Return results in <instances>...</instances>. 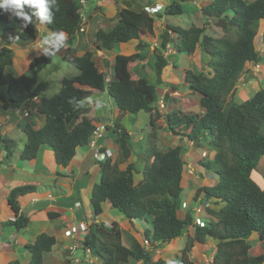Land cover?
<instances>
[{
    "label": "trees",
    "instance_id": "trees-1",
    "mask_svg": "<svg viewBox=\"0 0 264 264\" xmlns=\"http://www.w3.org/2000/svg\"><path fill=\"white\" fill-rule=\"evenodd\" d=\"M98 1L49 0L52 23L43 21L51 34L45 44L48 51L34 57L28 68L50 63L66 46L64 57L78 69L76 75L63 77L59 90L51 96H45L43 91L47 83L36 75L15 76L6 70L13 64L14 50L10 44H30L37 38V32L30 24L21 28L20 19L0 11V108L6 111L19 107L35 96L39 98L36 112L43 116L40 127H35L32 119L20 126L26 141L19 158L34 160L40 147L45 145L53 150L56 164L67 167L76 149L86 146L97 128L90 120L77 122V116L83 113L91 89L106 91L114 103L111 136L118 146V156L115 160L106 157L97 163L99 179L93 184L89 197L93 220L80 241L82 248H88L99 260L98 264H132L133 261L140 264H199L189 257V253L193 246L202 247L211 238L217 243L212 264H264V251L252 254L249 241L256 234L264 246V188L251 177L264 156V87L244 102L229 98L242 74L247 72V80L252 76L246 70V64L262 59L254 47V38L259 23H264V0H210L200 5L204 18L223 30L220 37L206 34L204 27L183 28L164 23L159 34V47L152 51L150 68L155 72L154 79L150 78L149 72L137 78L128 76L130 65L147 58L144 51L147 43L141 34L153 33L156 18L182 14L180 3L191 0H172L157 17L145 8L124 6L118 10L113 26L96 29L94 50L75 56L74 40L84 19L83 3ZM24 10L30 14L35 12L27 7ZM32 19L40 21L35 15ZM60 32L66 36L63 41L57 39ZM173 37L177 39L175 51L179 54L193 53L200 45L209 56L205 68L183 69L187 88L199 95L200 113L175 110L162 113L160 110L157 89L164 85L162 73L169 64L164 52ZM134 40L137 43L132 54L117 52L113 56V73L107 82L105 73L96 66L94 53L98 50L110 52L121 43ZM173 67L177 65L173 64ZM177 89L176 85L170 84L163 100L168 101L169 92ZM141 111L149 114L153 129L156 121L163 117L172 134L184 136L192 143L205 137L207 147L215 152L211 161L204 160L201 165L207 172L216 173L217 181L210 186L197 187L193 195L194 201L204 199L211 203L212 207L204 208L212 219L205 220L203 225L194 223L192 212H186L184 217L177 213L186 165V149L182 144L164 149L155 145L146 147L147 163L142 171L135 162L128 161L131 137L120 122L121 116ZM150 136L155 137L154 130ZM0 145L10 156L16 144L0 132ZM121 164L125 165L120 167ZM138 173L143 177L136 183L134 174ZM36 190L33 184L11 188L7 202L15 218L4 222V226H13L18 231L29 225V216L21 210L18 198ZM106 200L131 223L133 220L150 221L152 229L145 230L143 236L152 241L153 247L181 237L190 226L194 228L193 235L186 236L180 254L170 260L161 257L152 260L150 250L141 244L140 238L116 221L109 223L99 219L103 212L101 204ZM47 216L52 219L59 214L49 211ZM55 242L53 235L37 234L32 243L25 245L29 253V261L25 264H44V255L51 251ZM6 264H20V261L15 259Z\"/></svg>",
    "mask_w": 264,
    "mask_h": 264
},
{
    "label": "rangeland",
    "instance_id": "rangeland-1",
    "mask_svg": "<svg viewBox=\"0 0 264 264\" xmlns=\"http://www.w3.org/2000/svg\"><path fill=\"white\" fill-rule=\"evenodd\" d=\"M145 1L146 0H101L96 3L91 2V4L88 2H84L83 3V10L85 15L84 23H83L84 31L79 32L76 36L77 39L74 42V46L76 47L77 52L75 53V56L82 55L86 50H90V51L94 50L95 30L99 27L106 28L113 26L117 19V12L120 8L128 4L127 6H131L135 9H139L141 8L140 3H142L143 8L145 9L150 8L151 4L150 3L147 4ZM152 1L154 0H150V2ZM171 1L172 0H162L160 5L161 6L166 5ZM203 1L205 0H195V1L191 0V1L182 2L180 3L184 11L182 14L168 15L164 19H161L160 21H158L159 19L156 18L154 25L157 28H160V30L157 32L158 35L156 36L159 37V34L162 30V25H164V23H170L173 25L181 26L183 28H189L191 25H197L199 27H204L206 34H210L215 37H220L222 34H224L223 30L217 25H215L213 22L211 23L209 22V20L205 19L203 14L201 13L200 5L204 4ZM247 1H252V0H247ZM13 11L14 10H8L7 15L9 17H15L13 16ZM160 12H162V10H160L158 13ZM158 13L153 14V16L157 17ZM208 23L211 25L207 26ZM30 25L36 30L37 38L34 41H32L30 44L28 43L27 45H22L19 42L10 44V47L13 48L14 50L13 64L11 67H9V69L6 70L12 72L15 76L23 73L27 75H36L39 80L47 83V87L43 91L45 96H51L59 90L62 78L76 75L78 73V69L74 65H72L71 62H69L68 58L64 57V53L66 51L65 47L62 50H60L59 53L53 56V59L50 63L48 64L43 63L36 66L33 69H29L28 65L33 60V58L42 55L46 52L45 44L48 42L49 39H51L47 26L36 20H33V23H31ZM263 25H264L263 22L259 23L258 32L254 38V47L261 54L262 59L258 63L250 62L246 64L245 68L251 73L252 76L249 78V80H247L246 79L247 72L242 74L238 83L235 86L236 91L234 92L233 96L231 95V93L229 96L230 99H234L237 102H244L254 92L264 87V35H263L264 27ZM141 35H143L141 36V38L147 43V47H145L144 50L146 52L147 58L135 63L136 65L132 64L128 67V76L130 78H137L136 76H141L142 74L140 69H142V71L144 72H147V70L152 65V51L155 47H159L160 44L159 38H157L156 36L150 33H144ZM173 38L174 39H172L171 44L168 45V48L171 49L164 52V56L166 57L169 63L163 69V73H162L164 80V87L163 85L158 87L157 92H158V96L162 97L166 87H170V84L176 85L178 89L177 91L173 92V97H170L168 101L165 100L163 102V106L160 107V110L162 113L171 112V110H175L176 112L180 111L181 113L188 111L189 112L196 111L197 113H200L201 109L199 108L198 105L199 95L198 93L191 91L187 88L186 83L184 82L183 79V68L187 67L191 69H203L206 67L205 63L209 60V56L201 50L200 45H197L193 53L179 54L177 51H175V48L172 47L177 42V39L175 37ZM64 39H65V35H64ZM134 43L136 45L137 40H135ZM133 45L134 44L133 43L131 44L130 42L121 43L118 48H115V50H117L118 53L123 51V55L132 54L135 51L134 50L135 45L134 46ZM121 49L122 51H120ZM115 50H113V52ZM113 52H109V53H105L104 51L95 52L93 57L95 59L96 66L99 68L100 71H105V69L107 68L105 62H107V66L110 65V63H112ZM173 64H176L178 68L177 67L174 68ZM152 78L154 79V76ZM35 99L38 100L39 98L34 96L32 99H29L27 103H25V108L30 113L29 117H24V118L23 116L19 117V114H22L21 108H15L12 110L8 109L6 111L0 108V123H2L0 130L6 133L5 134L6 137L13 139L16 143V146L19 148H22L25 139V134L20 131V126L26 124L37 114L36 104L38 101H35ZM112 102L113 100L108 96L107 93H102L101 91L95 92V89H91V94L89 98H87L86 100L87 104L85 106V107L88 106V109L84 110L82 114H79L76 118V121L77 122L86 121V120L96 121V122L100 121L101 123L105 124L108 118L112 120L114 117V112H113L114 104H112ZM8 122H11V124H8ZM120 122L127 130L131 131L132 143L130 141V146L132 147V152H134L133 149L135 150L134 153L139 151V148L144 149L143 146L148 147L151 145H155L157 148L164 149L167 146H173L177 144V142H180L183 145L186 144V152L184 154L186 165L183 176V191L181 193L180 208L177 211V213L179 217H184L186 212L188 211L192 212L194 216L193 221L195 223H198L196 222L197 217L199 221L203 223L205 220H211L212 216H210L204 209V207L207 205H209V207H212L210 202H207L204 199L200 200V202L204 206L203 210H201V212H197L198 214H196L193 210L199 200L198 199L196 201H193V195L195 189L199 186L213 185L218 179V175L216 173L212 171L207 172L204 166L201 165L202 161H204L205 159L208 160L209 158L211 159V157H213V153L210 151V149L205 147L208 146L207 138L204 137L200 139L198 142H194V143L188 141L187 138L184 136H181V138L176 139L173 136L174 134H172L166 128L163 117L156 121L155 123L156 126L153 129V127L149 125V114L143 111L137 114H126L124 116H121ZM7 127H9L10 129H8ZM99 129L103 131V127H100ZM6 130L8 132H6ZM153 130L155 132V137L150 136V133ZM179 131L184 132V130L182 129H179ZM185 132L187 133L188 131L186 130ZM139 138L140 139L143 138L142 140H140L141 142L136 141ZM109 143L110 140L107 141V144ZM112 144L114 145V142ZM21 150L20 151L18 150V152L15 149L12 150L13 152H11V155L8 157L11 165L16 167V165H20L22 163L23 160L18 158L17 156L21 152ZM141 155L143 154L140 153V157ZM5 159H6V155H5ZM144 164L145 162L141 160L140 163H138L137 165L138 169L142 170ZM3 165L5 164L2 163L1 166ZM95 166L98 167L97 165ZM11 170L12 169H9V172H11ZM94 171L97 172V176L94 181L96 183L98 182L99 179V171L97 170ZM91 173L92 174H89L88 171V178L89 177L92 178V176L95 175L93 174V171ZM9 174L13 175L14 173H9ZM251 175L252 178L256 181V183L261 188H264V156L260 159L257 168L252 172ZM27 177L26 175H23L22 172H18V171H16V173L13 176V178H17L15 182H20L24 180L27 181L28 180ZM140 177H141L140 174H136L135 181H138ZM64 185L68 187L66 183ZM107 203L108 206H105V204L102 203L103 212L99 217L100 220L109 223H111L112 221H116L123 229L129 230L132 234L136 235L140 239L143 238V232L145 230L148 229L151 231L152 227L150 221L142 220L141 222V220H135L132 224L129 222V220L126 217L123 216V214H121L117 209L113 208L110 202L107 201ZM58 205L57 207H61V209L64 207ZM84 208L87 210L88 214L84 217L81 216L80 218H82L85 221H88L91 218V212H92L89 201L86 202ZM67 209L68 207L66 206V208L62 210V212ZM6 210H7V206L5 205V203L4 202L0 203V213H2L1 216L6 215ZM65 219H67V217H65ZM138 221H140L141 223H138ZM62 223H63L62 219H55V218L51 219L47 217V215L45 214V217H42V219L39 220L38 222H33V225L29 226L27 229L18 230L21 232L17 233V231H15L16 229L13 226L10 227L6 226L4 227L3 231H4V235L6 234L8 235L12 233L15 238L17 236H21L27 241H32L34 239V235H33L34 233L40 230L45 231V228L48 225L54 224L56 226H61ZM134 223L136 224V228L138 230H136ZM74 224H76V222H74ZM193 231L194 228L190 226L187 230L183 232L182 237L175 239L172 243H160L159 245L149 249L151 252L152 260H156L159 257L166 260H170L175 254H180V250L185 244L186 236L187 235H188L187 237L192 236ZM7 235L4 236L3 240H5V238L8 239ZM250 244H251L252 254L257 255L264 251V246L256 234L252 235V237L250 238ZM216 245L217 243L215 240L208 238L204 246L202 247L193 246L189 253V257L193 261L199 264H212ZM2 246L3 243H1V247ZM6 246L7 247L4 248V250L0 254V264H6L9 261L15 260L12 259L15 257L18 258L17 260L20 261V264H25L29 261V260L25 261L23 255L21 254L24 251L23 247L20 248L19 246H17L14 248L8 245ZM147 246L149 245L147 244ZM57 248L58 247L55 244L52 246L51 252L49 254L47 253L44 255L43 263L73 264L68 262L67 260H64L63 254L61 253L59 255L60 250L58 251ZM69 254H66L65 256L68 257ZM77 254L78 255L80 254V249H77ZM79 264H84V262ZM89 264H93V263L90 262Z\"/></svg>",
    "mask_w": 264,
    "mask_h": 264
},
{
    "label": "crops",
    "instance_id": "crops-1",
    "mask_svg": "<svg viewBox=\"0 0 264 264\" xmlns=\"http://www.w3.org/2000/svg\"><path fill=\"white\" fill-rule=\"evenodd\" d=\"M207 1H210V0H205L203 2L205 3ZM145 2L147 4L150 3L151 5H154L156 3L160 4L162 2V0H156V1L154 0L152 2H150V0H146ZM140 7L143 8L142 3H140ZM165 17L166 16L161 17L158 21H160L161 19H164ZM209 22H211V21L209 20ZM209 25H211V24L208 23L207 26H209ZM195 26H197V25H195ZM159 30H160V28H157L154 25L152 35H154V36L158 35L157 32ZM141 36H143V35H141ZM156 37L159 38L158 36H156ZM172 39H174V38H172ZM172 39H171V42H172ZM134 42H135V40L131 41L130 43L131 44L133 43L135 45ZM171 42H170V44H171ZM172 47L175 48V44ZM170 49H168V50H170ZM168 50H166V51H168ZM120 51H122V49ZM116 52H117V50H115L113 52L114 53L113 55H115ZM120 53L123 54V51ZM125 55H129V54H125ZM134 65H136V64H134ZM112 66H113V63H110V65H108V66L106 65L107 68L105 69V73L107 74L108 77H110L112 75V71H113ZM184 68H187V67H184ZM140 70H141L142 75L144 73H146V72L142 71V69H140ZM150 71H151V68H149L147 70V72H150ZM136 77H138V76H136ZM165 79H167V78H165ZM163 87H164V85H163ZM167 91H168V87H166V89H165V92H167ZM175 91H177V90H175ZM175 91L169 92V98L173 97V92H175ZM95 92H97V90H95ZM102 93H105V92L102 91ZM164 93H163V95H164ZM163 95H162V97H163ZM162 97L159 96V102L160 103H161ZM35 101H38V100L35 99ZM37 104H38V102H37ZM85 108H86L85 110H87L88 106ZM113 111H114V107H113ZM86 112H88V111H86ZM34 120L37 121V123H38V124H36L37 127H39L43 124L42 123V121H43L42 116L35 115ZM108 120L110 123L113 124V120H110L109 118H108ZM1 124L2 123H0V127H1ZM8 124H11V122H8ZM7 128L10 129L9 127H7ZM20 131L22 133H24L21 130V128H20ZM0 132L2 134H6L5 132H2L1 130H0ZM6 132H8V131L6 130ZM173 136L177 139L176 135H173ZM25 141H26V136H25L23 145H24ZM107 146L111 147V145H107ZM112 148H115V145H114V147L112 146ZM14 149L18 152V150L20 151L22 148L15 146ZM114 150H115V152H117V148ZM5 153H6L5 150L0 145V203L4 202L5 205L7 206L6 215L1 216L2 213H0V254L2 253L4 248L7 247L6 245L14 247V248L19 246L20 248L23 247L24 251L21 254L23 255V258L25 259V261H28L29 255H28L27 250L25 249V245L27 243L32 242L35 239V237L37 236V234H39L41 232H46V233L51 234L55 237V239H56L55 245L58 247L57 250L58 251L60 250L59 255L62 253L63 259L67 260L69 262V256L68 257L65 256L66 255L65 245L71 244L72 236H66V231L69 229L77 228V225L79 224V222L85 221L80 217L81 216L84 217L88 214L87 210L84 208V205L86 204V202L89 201L88 197L90 194V190H91V187H92V185L95 181V178L97 176V172H95L94 170L98 171V167H96L94 164V162H95L94 161V155L89 151L88 147H79V148H77L75 156L72 158L70 164L67 167L63 168V167L58 166L56 164V162L54 161L53 151L48 146L43 145L40 147L39 153H38V156L36 159L31 160V161H22V163L20 165H16V167H15V166L11 165L9 158L6 157V159H5V155H6ZM212 153L214 154L213 151H212ZM2 163H4L5 165L1 166ZM9 169H12L11 172H9ZM16 171L22 172V174L26 175V177L28 176L27 177L28 180L15 182L17 180V178H13V176L16 173ZM88 171H89V174H92L91 172L93 171V174H95V175H93L94 177L92 176V178L91 177L88 178ZM9 173H14V174L12 175ZM64 182L68 185V187H66L64 185L65 184ZM24 184H33L37 187L38 191L35 194L24 195V196L18 198L19 203L21 205V210H24L27 206H29L32 203V201H34L36 199H49L50 204L44 208H40V209L31 211L28 214L29 225L26 228H24L23 230H25L29 226L33 225V222H38L39 220H41L42 217H45V214L47 215V213L49 211L57 212L59 214V216H57L55 219H62L63 223L61 224V226H56L54 224L48 225L45 228V231L40 230V231L34 233L33 234L34 239L32 241H27L26 239L22 238L21 236H17L15 238L12 233H10L8 235L6 234L8 239L5 238V240H3L4 236H6V235H4V231H3L4 227H6V226H4V222L7 221L8 219L14 218L13 212L11 211L10 206L8 205V202H7V197H8L9 191L13 187H16L19 185H24ZM58 204H61V205H58ZM103 204H105V206H108L107 201L103 202ZM57 205L58 206H64V207L61 209V207H57ZM66 206L68 207V209L63 211L64 212L63 213L62 210H64L66 208ZM91 216H92V214H91ZM65 217H67V219H65ZM91 220L92 219L90 218L88 221H85V222L90 223ZM74 222H76V224H74ZM141 222L138 221V223H141ZM135 228H136V224H135ZM136 230H138V229L136 228ZM15 231H17V230H15ZM18 232H21V231H17V233ZM1 235H3V236H1ZM74 235L77 239L79 237L83 236V234L81 233L80 236L78 237V236H76L75 232H74ZM1 243H3L2 247H1ZM24 255H25V257H24ZM12 259H18V258L15 257ZM132 264H140V263L132 262Z\"/></svg>",
    "mask_w": 264,
    "mask_h": 264
},
{
    "label": "clouds",
    "instance_id": "clouds-1",
    "mask_svg": "<svg viewBox=\"0 0 264 264\" xmlns=\"http://www.w3.org/2000/svg\"><path fill=\"white\" fill-rule=\"evenodd\" d=\"M101 1V0H100ZM192 1H195V0H192ZM89 3V2H88ZM182 3V2H181ZM90 4H91V2H90ZM124 6H127V5H124ZM123 6V7H124ZM165 5H160L159 3H156V4H154V5H151V7L150 8H146V10L151 14V15H153V14H156V13H158L160 10H163V7H164ZM28 8V9H35V12H33V13H29V12H26L24 9L25 8ZM8 10H14L13 11V16H15L16 18H18V19H20L21 20V28H27L28 27V25L29 24H31V23H33V20H36V19H32V16L33 15H35V16H37L39 19H40V21H38V20H36V21H38V22H41L42 24H44L43 23V21H48L49 22V24H51L52 23V15H51V13L49 12V0H0V11H8ZM83 13H84V10H83ZM84 17H85V15H84ZM156 21V20H155ZM83 23H84V19H83ZM83 23H82V25H81V28H80V30H79V32H82V31H84V28H83ZM45 26H46V24H44ZM48 29V28H47ZM48 31H49V34H50V30L48 29ZM96 31V30H95ZM78 32V33H79ZM77 33V34H78ZM77 34H76V36H77ZM95 34V33H94ZM64 33L63 32H60V34L57 36V39L58 40H60V41H63V40H65L66 39V36H65V39H64ZM50 37H51V34H50ZM77 38H75V40H76ZM75 40H74V42H75ZM159 42H160V40H159ZM170 44V43H169ZM168 44V45H169ZM46 47V46H45ZM65 47V50H66V46H64ZM63 47V48H64ZM76 48V47H75ZM95 48V47H94ZM167 48H168V46H167ZM168 49H170V48H168ZM167 49V50H168ZM115 50V49H114ZM45 51L47 52L48 50L47 49H45ZM91 51H93V50H91ZM98 51H100V50H98ZM76 52H77V50H76ZM110 52H113V50L112 51H110ZM105 53H109V52H105ZM117 53V52H116ZM115 53V54H116ZM95 54V53H94ZM114 54V53H113ZM114 56V55H113ZM168 61V60H167ZM106 63V65H107V62H105ZM112 63H113V61H112ZM250 63V62H249ZM253 63V62H252ZM98 70H99V68H98ZM100 71V70H99ZM151 71H152V69H151ZM150 71V72H151ZM154 71V70H153ZM100 72H103V73H105V71H100ZM149 72V73H150ZM112 73H113V71H112ZM154 74H155V72H154ZM105 75H106V81L108 82L110 79H111V77H112V75L110 76V77H108L107 76V74L105 73ZM154 76V75H153ZM139 77V76H138ZM150 78H152V77H150ZM98 91V90H97ZM102 92V91H101ZM105 93H106V91H105ZM232 93V92H231ZM234 94V93H233ZM233 94H231L232 96H233ZM159 97V96H158ZM38 101H39V99H38ZM28 102V101H27ZM163 102H164V100H163V97H162V99H161V103L158 101V103H159V105H160V107H162L163 106ZM1 104V103H0ZM87 104V103H86ZM86 104H84V108H85V106H86ZM112 104H114L113 102H112ZM37 107V106H36ZM114 107V106H113ZM15 108H21V112H22V114H19V117H21V116H23V118L24 117H29L30 116V113H29V111L25 108V104H23V105H21V106H19V107H15ZM15 108H13V109H15ZM86 109V108H85ZM84 109V110H85ZM9 110H12V109H9ZM16 111V110H15ZM18 111V110H17ZM196 112V111H195ZM197 113V112H196ZM126 114H128V113H126ZM126 114H124V115H126ZM36 115H39V116H42V115H40V114H36ZM123 115V116H124ZM42 118H43V116H42ZM105 119V118H104ZM114 119H115V115H114V117H113V124L112 123H110L109 122V120L107 119V121L105 122V124H103V123H101L100 121H98V122H96V121H92L94 124H96V130L92 133V135L90 136V138H89V141H88V144L86 145V146H83V147H88V149H89V151L94 155V164L95 165H97L98 166V161H102V160H104L106 157H111V159L112 160H115L116 158H117V156H118V146L114 143V145H115V148H112V146L114 147V145L112 144L113 142H114V139H113V137L111 136L112 135V133H111V128L114 126ZM32 120H34V117L32 118ZM35 121V120H34ZM35 123H36V121H35ZM42 123H43V121H42ZM37 124V123H36ZM149 125H150V123H149ZM35 127H37L36 125H35ZM40 127V126H39ZM100 127H103V131L102 130H100L99 128ZM21 128V127H20ZM187 131H189V129L187 130ZM128 133L130 134V137H131V131H129L128 130ZM25 134V133H24ZM3 135H5V134H3ZM175 135V134H174ZM26 136V135H25ZM177 136V139H179L180 138V136L179 135H176ZM9 138V137H8ZM143 139V138H142ZM142 139H137L136 141H140V140H142ZM110 140V143L109 144H107V141H109ZM141 142V141H140ZM191 142V141H190ZM131 143H132V141H131ZM16 144V143H15ZM111 145V147H108L107 145ZM177 144H181L180 142H177ZM177 144H175V145H177ZM175 145H173V146H175ZM183 145V144H182ZM16 146V145H15ZM43 146V145H42ZM173 146H171V147H173ZM184 147H185V149H186V144H184L183 145ZM2 147V146H1ZM205 147H207V146H205ZM23 148V147H22ZM50 148V147H49ZM79 148V147H78ZM117 148V152H115V150L114 149H116ZM130 148H131V155L129 156V162H135V164H136V166L138 165V163H140V161L141 160H143L144 162H145V164L147 163V161L145 160V154H144V151H145V148L146 147H144L143 146V148L144 149H141V148H139V151H137L136 153H134L135 152V150L133 149V151L134 152H132V147L130 146ZM208 148V147H207ZM51 149V148H50ZM52 150V149H51ZM77 150V149H76ZM137 150V149H136ZM140 150H142V151H140ZM53 151V150H52ZM211 152H212V150H210ZM6 152V151H5ZM214 152V151H213ZM140 153H142L143 155H141L142 157H140ZM6 154V153H5ZM20 154V153H19ZM54 154V153H53ZM214 154H215V152H214ZM214 154H213V157H214ZM75 156V155H74ZM6 157L8 158L9 156H7V154H6ZM213 157H211V159L209 158L208 159V161L209 160H212L213 159ZM18 158H19V155H18ZM153 158V157H152ZM152 158L150 159V161L152 160ZM36 159V158H35ZM205 160H207V159H205ZM24 161V160H23ZM31 161V160H30ZM55 161V160H54ZM71 162V161H70ZM70 164V163H69ZM145 164H144V166H145ZM123 165H125V164H121L120 165V167H123ZM144 166H143V168H144ZM137 168H138V166H137ZM257 168V166L254 168V170ZM253 170V171H254ZM98 171H99V167H98ZM140 171H142V170H140ZM252 171V172H253ZM138 174H140L141 175V177H140V179L139 180H141V178L143 177L142 176V173H138ZM252 174V173H251ZM135 175L136 174H134V180H135ZM251 177H252V175H251ZM138 180V181H139ZM254 180V179H253ZM138 181H135L136 183L138 182ZM255 181V180H254ZM256 182V181H255ZM95 183V182H94ZM93 183V184H94ZM93 186V185H92ZM91 189H92V187H91ZM38 190H36L34 193H29V194H26V195H30V194H35L36 192H37ZM90 192H91V190H90ZM24 196V195H23ZM20 197H22V196H20ZM19 197V198H20ZM89 197H90V194H89ZM36 200H39V199H36ZM36 200H34V201H32V203L31 204H33ZM19 201V200H18ZM106 201H108V200H106ZM194 201V200H193ZM105 202V201H104ZM109 202V201H108ZM89 203H90V201H89ZM30 204V205H31ZM29 205V206H30ZM198 205H200V209L201 210H203V204L200 202V200H198V203L196 204V206L194 207V212L196 213V214H198L197 212H201V210H197V206ZM48 206V205H47ZM101 206H102V204H101ZM28 207V206H27ZM26 207V208H27ZM46 207V206H45ZM25 208V209H26ZM44 208V207H43ZM24 209V210H25ZM103 209V208H102ZM205 209V208H204ZM24 210H22V211H24ZM37 210V209H36ZM34 211V210H33ZM31 212V211H30ZM29 212V213H30ZM91 214H92V212H91ZM27 215V214H26ZM13 217L15 218V216H14V213H13ZM13 218V219H14ZM13 219H8V220H13ZM91 219L93 220V214H92V216H91ZM91 220V221H92ZM91 221H90V223H91ZM135 220H133V222H134ZM142 221V220H141ZM6 222V221H5ZM133 222H132V224H133ZM196 222H198V223H196V224H200V225H203V222H200L199 221V219H198V217H197V219H196ZM90 223H86L85 221H81V222H79V224L77 225V228H75V229H69V230H67L66 231V236H72V240H73V242H71V244H68V245H65V248H66V251H65V253L66 254H69V262L70 263H73V264H79V263H82V262H84V264H89L90 262L91 263H93V264H98V262H99V260L97 259V258H94L93 256H92V254H91V252H90V250L88 249V248H86V249H83L82 248V246H81V239L84 237V234H85V231L87 230V228H88V225L90 224ZM131 223V222H130ZM195 223V222H194ZM193 227V226H192ZM74 232H75V234H76V236H80V234L82 233L83 234V236L82 237H79L78 239L75 237V235H74ZM144 233V232H143ZM48 234V233H47ZM51 235V234H50ZM182 237V236H181ZM252 237V236H251ZM258 237V236H257ZM56 240V239H55ZM145 241H147L148 243V245L149 246H147V244L145 243ZM174 241V240H173ZM173 241H171L170 243H172ZM249 241H250V239H249ZM56 243V242H55ZM169 243V242H168ZM141 244L146 248V249H151L152 247H153V245H152V241L149 239V238H146V237H144L143 236V238L141 239ZM77 249H80V254L78 255L77 254ZM49 253V252H48ZM47 254V253H46ZM176 255V254H175ZM83 257V258H82ZM29 260V259H28ZM134 262V261H133ZM138 263V262H137Z\"/></svg>",
    "mask_w": 264,
    "mask_h": 264
},
{
    "label": "water",
    "instance_id": "water-1",
    "mask_svg": "<svg viewBox=\"0 0 264 264\" xmlns=\"http://www.w3.org/2000/svg\"><path fill=\"white\" fill-rule=\"evenodd\" d=\"M154 75V71L152 70L150 72V77H153ZM236 91V88H234L232 90V93L233 94L234 92ZM50 204V200L49 199H39V200H36L33 204H31L30 206H28L24 211L23 213L26 215L28 214L30 211H33V210H36V209H40V208H43L47 205ZM169 241H164L163 243H168Z\"/></svg>",
    "mask_w": 264,
    "mask_h": 264
},
{
    "label": "built area",
    "instance_id": "built-area-1",
    "mask_svg": "<svg viewBox=\"0 0 264 264\" xmlns=\"http://www.w3.org/2000/svg\"><path fill=\"white\" fill-rule=\"evenodd\" d=\"M197 210H198V211L201 210V209H200V205L197 206ZM145 243L147 244L148 242L145 241Z\"/></svg>",
    "mask_w": 264,
    "mask_h": 264
}]
</instances>
